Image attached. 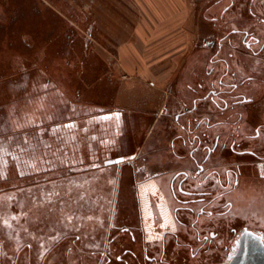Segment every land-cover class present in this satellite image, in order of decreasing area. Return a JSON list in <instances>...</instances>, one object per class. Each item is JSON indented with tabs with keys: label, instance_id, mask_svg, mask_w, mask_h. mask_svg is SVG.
<instances>
[{
	"label": "rangeland",
	"instance_id": "obj_1",
	"mask_svg": "<svg viewBox=\"0 0 264 264\" xmlns=\"http://www.w3.org/2000/svg\"><path fill=\"white\" fill-rule=\"evenodd\" d=\"M216 1L0 0V264L102 263L116 184L118 215L125 207V174L117 179V172L127 176L139 160L76 167L72 160L41 150L38 137L52 139L62 125L68 136L66 123L90 116L92 109V115L123 111L120 153H132L138 134L147 130L145 121L163 115L166 101L196 94L188 85L197 87V77L208 82L204 65L213 49L203 46L204 39H213L226 20L243 19L236 14L246 4L264 14V0H235L236 12L215 22L214 15L230 0ZM137 27L148 30L144 41L154 47L150 54L172 62L146 65L149 72L161 70L159 79L129 75L116 64L118 46L132 39ZM178 55L182 58L173 63L170 56ZM231 63L247 70L234 59ZM253 83L263 90L258 80ZM262 93L263 110L250 112L254 122L264 120ZM228 128L211 129L223 135ZM151 139L144 140L142 149ZM160 142L169 156L167 138ZM218 155L216 150L210 158L215 162ZM172 162L167 164L179 167Z\"/></svg>",
	"mask_w": 264,
	"mask_h": 264
},
{
	"label": "flooded vegetation",
	"instance_id": "obj_2",
	"mask_svg": "<svg viewBox=\"0 0 264 264\" xmlns=\"http://www.w3.org/2000/svg\"><path fill=\"white\" fill-rule=\"evenodd\" d=\"M234 7L238 9L235 0H230L213 20L222 22ZM240 8L236 15L243 19H231L229 24L226 20L213 39H205L203 46L213 49L204 65L211 78L205 92L203 83L197 87L188 83L190 91L200 94L184 93L177 100L166 101L163 115L145 121L147 130L138 134L137 152L120 153L124 152V112L106 113L115 114L120 121V154L106 150L100 160L102 156L93 150L87 164L119 161L121 165L127 159H138L139 164L127 176L117 172V179L125 174V207L118 215L116 184L101 264H226L245 231L264 237V229L259 227L264 225V120L250 119V112L262 108L264 14H257L253 3ZM243 10L249 14H242ZM225 44L229 49H224ZM233 59L247 70L233 66ZM255 80L263 90L251 85ZM162 123L170 124L173 131L162 128ZM217 125L230 128L222 135L211 129ZM151 135L153 141L142 149ZM165 138L170 153L166 157L160 142ZM41 139L38 137V146L51 153ZM216 150L219 161L214 162L210 157ZM189 156L194 159V169L184 161ZM173 160L179 164L176 169L169 166ZM72 161L76 167L84 163L82 159Z\"/></svg>",
	"mask_w": 264,
	"mask_h": 264
},
{
	"label": "crops",
	"instance_id": "obj_3",
	"mask_svg": "<svg viewBox=\"0 0 264 264\" xmlns=\"http://www.w3.org/2000/svg\"><path fill=\"white\" fill-rule=\"evenodd\" d=\"M153 11V9L151 10ZM157 13V11H153V14ZM151 16V15H149ZM139 29V30H138ZM148 30L146 29L145 32H143L141 27H137L135 29V32H133L132 39H128L127 41H123L118 46L117 51V62L118 66H120L121 71L127 72L129 75H133L136 73V75H140L141 77H154L156 76L157 79L161 78L160 75H162L161 70L158 72H149L146 69V65L149 66L153 64L160 65V62L163 61V66L167 64H171L172 62H166L167 58L165 57L162 60L158 61L161 57L158 55L150 54L153 52L154 47H149L145 44L146 38L148 39L147 34ZM145 40V41H144ZM205 40V39H204ZM176 48V47H175ZM186 49L189 50V46H186ZM180 51H183L184 49L179 48ZM170 58H173L175 60L173 63H177L182 56H170ZM192 57L189 56L188 59H191ZM149 64V65H148ZM158 67V68H161ZM162 69V68H161ZM113 73V72H112ZM112 73H109L110 75ZM112 76V75H111ZM126 78V77H125ZM115 79H119V77H115ZM121 79V78H120ZM119 79V81H120ZM195 84L203 83V86L205 89H202L203 92L206 90L205 80L204 78H195ZM208 82L211 81V78L208 77ZM164 80V79H163ZM193 85V83H192ZM194 86V85H193ZM202 92V93H203ZM95 108L102 106L92 104ZM193 102H189V106L193 107ZM91 106V105H89ZM87 106V108L89 107ZM95 110L92 109V113ZM97 111V110H96ZM100 111V110H99ZM151 111V110H148ZM87 116L83 117H77L75 119L69 120L66 124H69L68 129V136H67V130H63V125L61 126V129L54 130L55 134L52 139H49L46 142V145L50 147L51 153L55 154L56 157H61L64 160H79L82 159L84 162H87L92 155V151H94V154L99 153L98 155L102 156L100 160H104V157L106 156V150H113L114 153H118L120 149V139H118V122L117 117L113 113H109V116H107L106 113H98V115H90L86 113ZM92 117L91 119H89ZM121 119V117H119ZM60 131V133L58 132ZM66 131V132H65ZM107 136H111L109 139ZM148 140V139H146ZM111 147V148H108ZM108 148V149H106ZM136 152L138 151L139 147H136ZM192 148V144L189 147V149ZM53 154V155H54ZM103 154V155H102ZM89 156V157H88ZM175 160V159H174ZM187 162V167L190 169L195 168V162L192 156H189L184 160ZM84 164V163H83ZM82 164V165H83ZM86 164V163H85ZM81 165V166H82Z\"/></svg>",
	"mask_w": 264,
	"mask_h": 264
},
{
	"label": "water",
	"instance_id": "obj_4",
	"mask_svg": "<svg viewBox=\"0 0 264 264\" xmlns=\"http://www.w3.org/2000/svg\"><path fill=\"white\" fill-rule=\"evenodd\" d=\"M250 236L242 235L239 246L226 264H264V242L259 238L262 236L248 231Z\"/></svg>",
	"mask_w": 264,
	"mask_h": 264
},
{
	"label": "snow or ice",
	"instance_id": "obj_5",
	"mask_svg": "<svg viewBox=\"0 0 264 264\" xmlns=\"http://www.w3.org/2000/svg\"><path fill=\"white\" fill-rule=\"evenodd\" d=\"M258 133H259V130H258ZM117 163H119V161H116ZM243 235L244 236H250V235H252L251 233H248L247 231H245L244 233H243ZM150 239H151V237H150ZM260 240H261V242H264V237H261V238H259Z\"/></svg>",
	"mask_w": 264,
	"mask_h": 264
},
{
	"label": "bare ground",
	"instance_id": "obj_6",
	"mask_svg": "<svg viewBox=\"0 0 264 264\" xmlns=\"http://www.w3.org/2000/svg\"><path fill=\"white\" fill-rule=\"evenodd\" d=\"M152 140V139H151ZM151 144V143H150ZM152 145H154V144H152ZM251 189H253V188H251Z\"/></svg>",
	"mask_w": 264,
	"mask_h": 264
},
{
	"label": "trees",
	"instance_id": "obj_7",
	"mask_svg": "<svg viewBox=\"0 0 264 264\" xmlns=\"http://www.w3.org/2000/svg\"><path fill=\"white\" fill-rule=\"evenodd\" d=\"M83 76V75H82Z\"/></svg>",
	"mask_w": 264,
	"mask_h": 264
}]
</instances>
